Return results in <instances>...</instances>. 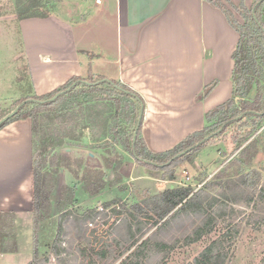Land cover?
<instances>
[{
  "label": "trees",
  "instance_id": "16d2710c",
  "mask_svg": "<svg viewBox=\"0 0 264 264\" xmlns=\"http://www.w3.org/2000/svg\"><path fill=\"white\" fill-rule=\"evenodd\" d=\"M28 1L30 4L28 3L24 10H19L20 20L31 17L45 18L52 14L55 0H45L37 4L33 3V0ZM207 1L222 10L229 24L239 35L232 53L234 61L231 76L232 93L226 101L204 114L203 128L189 133L169 149L153 152L147 148L141 133L145 111L144 100L139 93L123 82L112 80L113 84L119 87L116 88L103 80L106 79L105 76L89 73L86 77L73 76L52 91L38 95L32 87L30 75L26 70L30 87L17 105L23 101L26 102L12 117L0 125V129L18 119L29 118L31 121V215L34 260L27 264H37L39 242L42 239L45 241L43 232H41L44 229L41 221L49 217L50 194L53 187L52 183L49 185L47 183L48 173L46 172L51 171V166L57 164L56 158H52L49 164L48 156L62 146H89L91 149L99 150L100 154L105 156L107 169L114 164V160L118 158L121 151H127L142 165L169 170L168 177L172 179V170L178 163L182 161L193 163L191 157L196 152L212 143L228 129L233 130L232 139L236 145V154L231 161H228V167L224 166L222 169L225 172L229 166H232L236 178L224 176L222 171L217 172L214 177L205 181L196 190L190 186H175L130 206L121 201V205H118L119 199L105 203V209L117 205L111 208L113 214L126 213L125 216L119 218V223H123L122 226L128 238H133L115 259H118L138 241L134 234L135 224L139 237L143 236L144 227L147 224L138 218L139 214L150 216L151 225L160 223L156 228L158 231L180 216H190L201 209L206 210L202 219L189 233L181 237L185 245L205 241L199 253L186 264L227 263V258L236 245L241 224L235 221L232 223L222 221V217L228 212L234 215L242 211L235 209L234 206L243 209L249 206L254 207L255 211L249 217H253V221L259 226L263 224V217L258 212L264 210V175L260 169L252 165V160L257 153L260 134L264 131L261 124L264 120V0H254L251 8H247L243 2L239 4V8L235 7L241 11L243 23H239L227 7L228 5L235 6L228 0ZM25 67L27 69V64ZM74 82L76 84L71 86ZM214 84L215 82H212L206 86L201 96L207 95ZM69 87L71 88L67 90ZM59 92L63 93L55 100L46 101ZM252 93L253 96H251ZM141 103L144 105L143 115L133 142V132ZM11 110H1L0 119ZM209 135L210 137L205 139ZM197 143L199 144L196 145ZM189 148L190 150L186 151ZM183 151L186 152L174 158ZM73 174L84 183L90 195L97 194L108 185L104 171L98 166L87 169L83 167ZM217 188H220V191H217ZM60 189L58 210L71 206L76 201L75 185L70 187L64 182ZM104 208L101 210L97 207L88 209L75 218L77 222L87 219L95 220L97 216L106 214ZM68 215L71 216L68 212L63 217ZM13 217L9 212L0 211V253H10L16 249L14 236L8 231V227L10 229L13 227L11 222ZM60 217L62 218V215ZM58 225L59 231L61 230L60 221ZM55 235L54 233L51 236L56 239ZM179 239L176 238L168 243L147 236L117 264H147V260L153 253L160 252L163 254L159 260L160 263L168 264L171 252L178 248L176 243ZM56 245L54 250L57 248ZM56 252L58 253V250ZM262 261L264 264V257Z\"/></svg>",
  "mask_w": 264,
  "mask_h": 264
},
{
  "label": "crops",
  "instance_id": "0c3cea01",
  "mask_svg": "<svg viewBox=\"0 0 264 264\" xmlns=\"http://www.w3.org/2000/svg\"><path fill=\"white\" fill-rule=\"evenodd\" d=\"M228 1L235 6L243 2L247 8L253 4V0ZM93 2L101 7L96 23L85 21L71 26L54 15L20 20L36 94L52 91L73 76L94 73V64L102 60L107 71L116 65V79L103 76L123 82L143 98L141 133L149 150L169 149L203 128L204 114L232 93V53L239 35L222 10L207 0ZM110 13L113 35L112 41L105 43L97 37L100 24ZM86 31L96 33L91 39L100 59L96 60L91 51L84 75L82 69L86 67L79 52L89 49L90 44L83 45L81 37ZM212 82L213 88L202 98L204 88ZM0 185V211L11 210L17 217L28 209H19L21 203H29L32 208L29 118L12 121L0 129Z\"/></svg>",
  "mask_w": 264,
  "mask_h": 264
},
{
  "label": "rangeland",
  "instance_id": "374dc122",
  "mask_svg": "<svg viewBox=\"0 0 264 264\" xmlns=\"http://www.w3.org/2000/svg\"><path fill=\"white\" fill-rule=\"evenodd\" d=\"M43 1L45 0H33L32 2L37 4ZM28 3V0H0V111L16 107L30 87L26 77L28 67L27 69L25 67L28 64L26 58L27 48L22 29L19 26V10H24ZM54 3L52 14L49 16L54 15L58 19L61 18L62 22L71 26H77L78 23L85 21L90 24L96 23L100 20L96 18L98 16L96 13L101 7L96 6L93 0H55ZM227 7L232 11L233 16L239 23L244 22L241 11L238 10L239 5L234 7L228 5ZM235 7L238 8L236 9ZM109 15L107 21L100 24L98 33L100 37H97L105 43H110L113 35V28L111 27L113 26V15L111 13ZM35 30H38V26ZM95 35L96 33L89 34L87 31L85 36L79 35L84 41L83 45L87 44L86 47H88L90 44L88 47L90 50L86 51L87 49H85V51L79 52V58L84 62L82 66L83 68L86 67V69H82L84 75L87 74L89 66V53L94 51L96 60L100 59L97 56L99 53L98 47L92 44L91 38H95ZM79 36L77 34V37ZM98 61L100 62L94 64V73L105 74L112 78L116 77L115 64L107 71L105 63L102 60ZM28 74L30 75L29 72ZM251 96H253V93ZM261 124L264 128V120ZM232 137L233 130L228 129L223 135L215 138L212 143L207 144L196 152L191 157L193 163L189 161L178 163L172 170V179L168 177L169 170H160L148 165H142L127 151H121L117 156L118 158L114 160V164H111L110 169H107V161L104 160L105 156L103 157L99 150L91 149L89 146H62L55 153L48 156L49 164H51L52 158L57 159V164L51 166V171L46 172L48 173L47 183L48 185L52 183L53 187L50 194L49 217L41 221V226L44 228L41 232H43L45 241L42 239L39 242L37 264H117L147 236H152L156 240L168 243L180 238L176 243L178 248L171 252L168 264H186L190 262L203 248L205 241L185 245L181 237L189 233L202 219L206 212L205 209H201L190 216H180L158 231L156 228L160 223L151 225L150 216L139 214L138 218L144 224H147L144 227L143 236L139 237L135 224L134 234L138 241L118 259H115L133 238H128V234L125 232L124 226H122L123 223H119V218L125 216L126 213L113 214L111 208L113 209L117 205L108 209H105L104 205L108 201L112 202L114 199H119L118 205L127 203L126 205L130 206L135 202L142 201L153 194L175 186H190L194 190L198 189L205 181L214 177L217 172L221 173L224 166L228 167V161H231V158L236 154V145L233 143ZM107 157L109 156L107 155ZM252 165L260 169L264 175V131L260 134L257 153L253 157ZM93 166L102 168L108 185L97 194L90 195L84 183L78 180L79 177H76L73 172L78 171L80 168L83 169V167L87 169L93 168ZM184 171L187 172L189 177L187 180L185 179ZM234 172L235 170L232 166H229L225 172L223 171L224 176L236 178ZM64 182L69 184L70 187L75 185L76 201L71 206L62 207L58 210L57 203L60 198V187ZM112 182L114 185L111 184ZM218 190L220 191V188H217ZM94 207L99 210L104 208L106 214L97 216L95 220L87 219L86 221L77 222L78 220L75 217ZM18 208L28 209L19 212L17 217L11 210H2L14 216L12 221L10 220L13 227L12 229L8 227V231L14 236L16 249L10 253H0V264H27L29 261L34 260L32 244L33 221L32 212H29L32 208L29 203H21ZM234 208L242 211L238 214L234 213V215H230L228 212L222 217V221L231 223L235 221L241 224L236 245L227 258L226 264H262L264 257V221L259 226L258 223L253 221V217H249L255 211L252 206L244 207V209L238 206H234ZM68 212L71 216L63 217ZM258 213L264 220V210ZM61 215L62 218L60 217ZM59 221L61 230L58 231ZM246 221H248L247 224ZM54 233L56 234V239L51 236ZM55 240L57 245L54 244ZM42 242L44 244H41ZM55 245L57 247L56 250H54ZM57 250L58 253L56 252ZM162 256L161 252L153 253L147 260V264H161L159 260Z\"/></svg>",
  "mask_w": 264,
  "mask_h": 264
},
{
  "label": "water",
  "instance_id": "95a60500",
  "mask_svg": "<svg viewBox=\"0 0 264 264\" xmlns=\"http://www.w3.org/2000/svg\"><path fill=\"white\" fill-rule=\"evenodd\" d=\"M256 19V18H255ZM103 80H105V81H107L108 83H110V84H112V85H114L113 84V82H112V80H109V79H103ZM82 82H84L83 80H81ZM76 84V82H74L71 86H74ZM116 88H119L118 86H116V85H114ZM71 87H69L67 90H69ZM63 92H59V93H57V94H55V95H53L51 98H49L48 100H46V101H53V100H55L60 94H62ZM27 101H29V100H27ZM45 101V102H46ZM26 101H23V102H21L20 104H18L16 107H14L7 115H5L4 117H2L1 119H0V125L2 124V123H4L6 120H8L10 117H12L17 111H18V109L25 103ZM40 102H44V101H40ZM143 110H144V105L141 103V105H140V111H139V115H138V119H137V123H136V126H135V129H134V132H133V142H134V140H135V138H136V136H137V132H138V128H139V126H140V123H141V119H142V115H143ZM210 137V135L209 136H207V137H205V139H208ZM202 142V141H201ZM200 142V143H201ZM199 143H197L196 145H198ZM68 150V149H67ZM188 150H190V148L189 149H187L186 151H188ZM186 151H183V152H181V153H178L174 158H176V157H178V156H180V155H182L183 153H185ZM90 154V153H89Z\"/></svg>",
  "mask_w": 264,
  "mask_h": 264
},
{
  "label": "built area",
  "instance_id": "2783aa9c",
  "mask_svg": "<svg viewBox=\"0 0 264 264\" xmlns=\"http://www.w3.org/2000/svg\"><path fill=\"white\" fill-rule=\"evenodd\" d=\"M183 173L185 174V179H186V180L189 179V177L187 176V172L184 171Z\"/></svg>",
  "mask_w": 264,
  "mask_h": 264
}]
</instances>
